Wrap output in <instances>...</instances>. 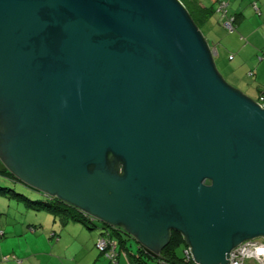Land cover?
I'll list each match as a JSON object with an SVG mask.
<instances>
[{"label": "water", "instance_id": "95a60500", "mask_svg": "<svg viewBox=\"0 0 264 264\" xmlns=\"http://www.w3.org/2000/svg\"><path fill=\"white\" fill-rule=\"evenodd\" d=\"M181 0H0V173L157 256L264 240V107Z\"/></svg>", "mask_w": 264, "mask_h": 264}, {"label": "rangeland", "instance_id": "374dc122", "mask_svg": "<svg viewBox=\"0 0 264 264\" xmlns=\"http://www.w3.org/2000/svg\"><path fill=\"white\" fill-rule=\"evenodd\" d=\"M216 8H219V2ZM218 13L221 15L219 11ZM215 23L217 21L214 18L213 24ZM218 25L217 28L218 30L222 29V33H218L215 39L209 36L208 26L203 25L201 30L210 45L213 46L215 42L217 43L216 46L220 47L221 52H224L225 49L223 48L225 42L229 40L230 32L225 26V20H222ZM220 56H216V63L225 79L256 100L259 96L258 90L260 87L255 79L249 76L243 82L238 81L230 74L235 65H232V61H229L228 50L227 53L222 55L224 57L220 58ZM248 71L249 68L246 67L242 75L246 76ZM40 218L42 220L36 221ZM58 221L59 219L55 221L52 212L34 210L24 202L16 199V197H7L0 194V264H71L69 261L70 259L74 260V254L76 253L79 256L78 259L82 258L81 264H94L96 259L107 261L97 248V239L92 236V233L98 235L97 229L92 231L81 223L84 227L82 232H77L75 228H72L71 232L64 231L61 234L62 241L59 243L62 230ZM36 222L37 227L35 226ZM54 231H57V234L54 235ZM260 241L264 244V241ZM130 244L133 246V250L136 251L138 246L136 242H128L129 246ZM118 250L120 249L118 248ZM178 252L182 255L183 247H180ZM245 263L264 264V256L257 258L253 255ZM74 264L78 263L74 262ZM96 264L99 263L96 262Z\"/></svg>", "mask_w": 264, "mask_h": 264}, {"label": "trees", "instance_id": "16d2710c", "mask_svg": "<svg viewBox=\"0 0 264 264\" xmlns=\"http://www.w3.org/2000/svg\"><path fill=\"white\" fill-rule=\"evenodd\" d=\"M181 1L187 7L194 21L200 28L205 25V23L216 12H218V9L213 5L204 6L199 0ZM219 1L220 0H218V2ZM227 17H234L236 20L235 15H228ZM0 194L7 197H16V199L24 202L29 208H32L34 210L52 212L54 214L55 221L59 219L58 222L61 224V226H65L71 221H74L83 223L89 229H98L100 235L97 237L96 245L98 244V241L101 237H105L110 241L116 242L117 256L120 252H126L130 255L131 264H197L194 261L192 255L186 253L189 247L186 245L184 237L179 232H172L169 244L157 256H154L151 253L147 252L142 246H137V250L135 251L133 250V246L131 244L130 246L128 245V242L134 240L131 236L124 234L121 229L116 227L108 228L104 226L97 219L86 214L80 209L61 201L57 197L45 195L39 190L26 185L9 171L0 173ZM35 226L37 227L38 224L36 223ZM55 234H57L56 231H54V235ZM180 247H183L182 255H180L178 252ZM118 248L120 249L119 251ZM100 254L103 255L105 259L111 261L112 264H118L117 257L115 259V262L112 261L106 253L104 254L100 252Z\"/></svg>", "mask_w": 264, "mask_h": 264}, {"label": "crops", "instance_id": "0c3cea01", "mask_svg": "<svg viewBox=\"0 0 264 264\" xmlns=\"http://www.w3.org/2000/svg\"><path fill=\"white\" fill-rule=\"evenodd\" d=\"M204 6H214L215 8L218 6V0H199ZM228 4V15H235V29L230 31L229 40L225 42L224 52H221L219 46H216L217 43L214 42L212 46L217 51V55H221L227 53L228 50V58L229 61H232V65H235L234 68L231 69V75L234 76L238 81L243 82L247 80L249 76L254 78L257 85L262 88V90H258V93L264 91V0H224ZM227 16L219 15L216 12L206 23L205 25L209 27L210 33L209 36L214 37L218 36V33H222V29H219V23L222 20H227ZM217 21V23L213 24V19ZM227 28V27H226ZM212 34V35H211ZM223 53V54H222ZM244 67V68H243ZM246 67L249 68V71L246 72V76L242 75L243 71L246 70ZM240 82V83H241ZM40 219H36V221H40ZM37 223V222H36ZM41 223V222H40ZM62 232H60L61 239L59 243L62 241V235L64 231L71 232L72 228H75L77 232H82V224L79 222L71 221L69 224L65 226H61L59 223ZM94 231L93 229H90ZM98 230V229H97ZM57 232V231H56ZM98 235L92 233V236L97 239L100 235L99 230L97 231ZM119 251V250H118ZM124 254V256H123ZM68 257V256H67ZM74 254V260L70 259V263L74 264L82 263V258ZM100 257V256H99ZM95 260V263L99 264H112L111 261L107 259V261ZM118 264H131L130 255L126 252H120L117 256ZM87 264V263H85Z\"/></svg>", "mask_w": 264, "mask_h": 264}, {"label": "built area", "instance_id": "2783aa9c", "mask_svg": "<svg viewBox=\"0 0 264 264\" xmlns=\"http://www.w3.org/2000/svg\"><path fill=\"white\" fill-rule=\"evenodd\" d=\"M227 8H228V4L226 3V1L220 0L218 11L222 13V15L226 16L227 11H228ZM234 20H235L234 17H230V18H227L225 22V26L230 31H233L235 28ZM256 101L264 107V92H261L259 94ZM260 240L264 241L263 239H256L253 241H248L242 244L241 246H239L238 248H236L230 256L229 264H244L246 260L253 257V255L257 256V258L263 257L264 256V244H262ZM97 247L100 250V252L104 254L106 253L107 256L112 261L116 262L115 260L117 257L116 242L110 241L106 239L105 237H101L98 241ZM186 253L192 255L190 248H188Z\"/></svg>", "mask_w": 264, "mask_h": 264}]
</instances>
